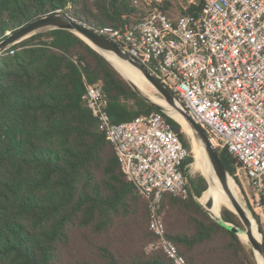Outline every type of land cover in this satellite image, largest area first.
<instances>
[{
  "label": "trees",
  "instance_id": "trees-1",
  "mask_svg": "<svg viewBox=\"0 0 264 264\" xmlns=\"http://www.w3.org/2000/svg\"><path fill=\"white\" fill-rule=\"evenodd\" d=\"M195 0L183 14H198ZM171 3L160 5L170 13ZM68 15L97 31L141 19L132 0H0V42L41 16ZM0 57V264H173L150 229L149 202L123 173L115 150L83 102L85 81L106 96L114 123L161 112L83 39L65 30L35 35ZM191 152L183 127L166 116ZM235 177L239 161L216 149ZM166 195L160 216L187 264H258L252 249L211 217L208 183ZM264 206V196H262ZM222 210V213H220ZM223 202L224 222L242 226ZM264 233V224L254 213Z\"/></svg>",
  "mask_w": 264,
  "mask_h": 264
},
{
  "label": "built area",
  "instance_id": "built-area-1",
  "mask_svg": "<svg viewBox=\"0 0 264 264\" xmlns=\"http://www.w3.org/2000/svg\"><path fill=\"white\" fill-rule=\"evenodd\" d=\"M163 0H133L144 8L118 29L98 31L167 86L204 127L214 147L241 164L252 187L264 196V0H205L198 14L172 17ZM10 54L15 50L10 48ZM85 81L83 102L113 146L121 169L149 202L150 229L173 264L186 258L167 237L160 216L163 198L188 199L191 152L166 115L152 112L114 123L106 96Z\"/></svg>",
  "mask_w": 264,
  "mask_h": 264
},
{
  "label": "water",
  "instance_id": "water-1",
  "mask_svg": "<svg viewBox=\"0 0 264 264\" xmlns=\"http://www.w3.org/2000/svg\"><path fill=\"white\" fill-rule=\"evenodd\" d=\"M54 30H65L71 33H74L81 39H83L88 45H90L94 50H96L99 54H101L112 66L113 68L119 72L133 87V89L148 103L155 106L166 116L173 118L174 115H181L185 118V120L190 125L192 131L194 132L195 138L199 141L203 147L205 148L208 160L210 165L222 184L226 195L234 206L236 212H233L241 221L242 226H236L235 224H229L224 222L221 218L216 219L210 210H207L211 217L215 219L217 222L221 223L230 231L234 232L242 242L247 244L253 251L254 256L259 263L258 254L261 255L264 259V233L260 224L258 223V234L260 238H257L254 232V224L249 214L242 206L240 201L234 195V191L231 187V174L224 166L221 157L214 147L210 137L208 136L204 127L199 123V121L194 117V115L186 108V106L180 101V99L171 91L167 86L161 83L158 79H156L146 68H144L138 61L132 58L128 53H126L120 46L115 44L108 37L100 34L97 30L93 29L86 24L77 22L73 20L71 17L61 13H53L47 16H41L35 21L26 24L15 32L9 33L8 36L0 42V57L11 47L41 33L54 31ZM89 41L90 43H88ZM93 45V46H92ZM103 53L109 54L112 57L119 60L121 63L128 65L132 69L138 71L142 76H144L150 84H152L155 89L158 91L159 96L164 99L167 104V108L159 105L156 102L151 101L146 96H144L140 90L129 81L125 75H123L113 63L108 60ZM175 120V119H174ZM180 124V123H179ZM208 183V189L214 188V184L206 179ZM204 208L206 205H202ZM255 217V216H254ZM245 233L249 239V243L245 242L241 239L240 234Z\"/></svg>",
  "mask_w": 264,
  "mask_h": 264
},
{
  "label": "bare ground",
  "instance_id": "bare-ground-1",
  "mask_svg": "<svg viewBox=\"0 0 264 264\" xmlns=\"http://www.w3.org/2000/svg\"><path fill=\"white\" fill-rule=\"evenodd\" d=\"M88 43H90L89 41H87ZM91 44V43H90ZM93 46V45H92ZM103 55L110 60L114 66H116V68L123 74L125 75V77L131 81L132 83H134V85H136V87L140 90V92L146 96L148 99H150L153 102L158 103L159 105H162L164 107L167 108V104L164 101V99H158L156 97H154V94L149 93L148 91H146L143 88V81H147L148 83H150L144 76H142L138 71L132 69L131 67H129L126 64L121 63L119 60H117L116 58L112 57L109 54L103 53ZM151 86L153 88H155L152 84ZM183 127L184 132L191 138V144L193 147V150L195 152V162L193 166L199 167V168H203L205 170V176L206 179L210 182H212L214 184V188H209L208 191L206 192V194H210L211 191H213L216 195H217V201H218V205L215 207V209H213V213L211 211V213L213 214V216L216 219H219L220 217H218V210L220 205L225 202L226 204L230 205L234 212H236L234 206L232 205L231 201L229 200L228 196L226 195L224 188L222 186V184L220 183V181L218 180V178L216 177L210 162L208 160L205 148L203 147V145L197 141V139L195 138L194 132L192 131L190 125L188 124V122L185 120L184 117H182L181 115H174L173 116ZM192 150V153H193ZM197 153V154H196ZM196 169V168H195ZM231 183V187L232 190L234 191V195L236 196V198L240 201V203L242 204V206L245 208V210L247 211V213L249 214L250 218L252 219V222L254 224V232L257 238H260L259 234H258V223L253 215V213L251 212V210L248 208L247 206V202L242 200V198L240 197V193L239 191H237L234 188V182L231 179L230 181ZM205 196V195H204ZM204 196L200 198V203L204 205ZM240 237L243 241L245 242H249V239L247 237V235L245 233H241ZM258 260L260 264H264V259L261 255L258 254ZM257 261V260H256ZM258 263V262H257Z\"/></svg>",
  "mask_w": 264,
  "mask_h": 264
},
{
  "label": "rangeland",
  "instance_id": "rangeland-1",
  "mask_svg": "<svg viewBox=\"0 0 264 264\" xmlns=\"http://www.w3.org/2000/svg\"><path fill=\"white\" fill-rule=\"evenodd\" d=\"M166 1H168L172 5L171 6L172 8L170 9V13H171L172 17L180 16L181 14H183L182 11H186L189 8V6L195 2V0H163V4ZM132 4H133V0H132ZM146 13H147V11H145L144 8L138 9V14L143 15ZM143 88L146 91H148L149 93L154 94V97H156L158 99H162L159 96L158 91L155 88H153L151 86V84L148 83L147 81H143ZM189 140L191 142L190 137H189ZM192 150H193V147H192ZM193 156H195L194 150H193ZM194 162H195V158H194ZM194 162L192 163V168L190 170V178L192 179V178L198 177L199 175H202L206 179L204 167L199 168V167L193 166ZM231 178L234 182V188L237 191H239L240 197L242 198V200L247 202L246 204H247L248 208L251 210V212L253 213V215H254V213H256L260 217L261 222L264 224V206L262 204V195L258 194V192L254 190V188L252 187L250 181L248 180V177L246 176L245 172L241 171V178L239 179L242 186H243V189L236 183L234 176L231 175ZM210 195L213 197V207L210 209V212L212 211V213H213V209H215V207L218 205V201H217V195L213 191H211ZM197 200L199 201L200 199L197 198ZM199 203H200V201H199ZM201 205H203V204H201ZM205 209L209 210V206L206 205ZM220 213H222V210ZM219 217L221 218L220 215H219ZM236 226H238V225H236Z\"/></svg>",
  "mask_w": 264,
  "mask_h": 264
}]
</instances>
